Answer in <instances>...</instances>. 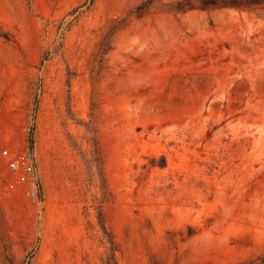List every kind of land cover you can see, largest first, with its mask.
<instances>
[{"label":"rangeland","instance_id":"obj_1","mask_svg":"<svg viewBox=\"0 0 264 264\" xmlns=\"http://www.w3.org/2000/svg\"><path fill=\"white\" fill-rule=\"evenodd\" d=\"M0 264H264V0H0Z\"/></svg>","mask_w":264,"mask_h":264},{"label":"built area","instance_id":"obj_2","mask_svg":"<svg viewBox=\"0 0 264 264\" xmlns=\"http://www.w3.org/2000/svg\"><path fill=\"white\" fill-rule=\"evenodd\" d=\"M4 154L10 158L9 167L16 174L17 183L27 182L35 175V161L30 152H22L12 156L11 151L6 149Z\"/></svg>","mask_w":264,"mask_h":264},{"label":"trees","instance_id":"obj_3","mask_svg":"<svg viewBox=\"0 0 264 264\" xmlns=\"http://www.w3.org/2000/svg\"><path fill=\"white\" fill-rule=\"evenodd\" d=\"M220 2L222 3V5H225V6L240 7L243 4H245V2L258 3V0H201V3L204 6L218 5ZM33 129H34V127L31 128L30 136H29V141H30V147L31 148H32V145H33Z\"/></svg>","mask_w":264,"mask_h":264}]
</instances>
